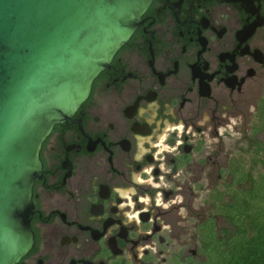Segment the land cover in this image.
Wrapping results in <instances>:
<instances>
[{"label":"flooded vegetation","instance_id":"1","mask_svg":"<svg viewBox=\"0 0 264 264\" xmlns=\"http://www.w3.org/2000/svg\"><path fill=\"white\" fill-rule=\"evenodd\" d=\"M260 142L264 0H154L44 143L19 264H204Z\"/></svg>","mask_w":264,"mask_h":264},{"label":"water","instance_id":"2","mask_svg":"<svg viewBox=\"0 0 264 264\" xmlns=\"http://www.w3.org/2000/svg\"><path fill=\"white\" fill-rule=\"evenodd\" d=\"M154 0H0V264L34 244L40 154L130 41Z\"/></svg>","mask_w":264,"mask_h":264},{"label":"trees","instance_id":"3","mask_svg":"<svg viewBox=\"0 0 264 264\" xmlns=\"http://www.w3.org/2000/svg\"><path fill=\"white\" fill-rule=\"evenodd\" d=\"M255 149L251 169L243 171L242 191L229 194L219 210L227 220L225 243L213 223L204 231V264H264V142Z\"/></svg>","mask_w":264,"mask_h":264},{"label":"rangeland","instance_id":"4","mask_svg":"<svg viewBox=\"0 0 264 264\" xmlns=\"http://www.w3.org/2000/svg\"><path fill=\"white\" fill-rule=\"evenodd\" d=\"M250 151H244V159H245V163H249L251 158L253 159L254 158V155H251L249 153Z\"/></svg>","mask_w":264,"mask_h":264}]
</instances>
